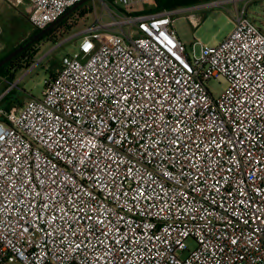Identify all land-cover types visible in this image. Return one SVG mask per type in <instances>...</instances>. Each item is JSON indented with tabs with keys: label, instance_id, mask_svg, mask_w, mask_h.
<instances>
[{
	"label": "built area",
	"instance_id": "obj_1",
	"mask_svg": "<svg viewBox=\"0 0 264 264\" xmlns=\"http://www.w3.org/2000/svg\"><path fill=\"white\" fill-rule=\"evenodd\" d=\"M7 1L41 31L83 0ZM100 1L111 20L42 96L0 106V264H264V32L248 2L191 55L181 9Z\"/></svg>",
	"mask_w": 264,
	"mask_h": 264
},
{
	"label": "rangeland",
	"instance_id": "obj_2",
	"mask_svg": "<svg viewBox=\"0 0 264 264\" xmlns=\"http://www.w3.org/2000/svg\"><path fill=\"white\" fill-rule=\"evenodd\" d=\"M211 2L219 4L211 6L209 5ZM211 2L175 8L182 10L181 13L174 16L175 30L191 55H193L194 44H196L195 52L199 55L202 45H217L223 41L234 28L237 7H242L246 2H248L250 19L264 32V0L238 1L236 4L232 0ZM28 7V2L20 7H14L7 0H0V41H3L2 43L6 46L4 53L31 34L33 29L28 19ZM82 8L90 9L84 20L85 23L74 28L70 35L64 37L58 35L54 40L44 38L41 41V50L37 54H33L32 65L35 64L33 67L31 65V68L27 66L17 68L14 72L15 82L13 84L0 79V97L17 85L15 90L23 94L22 102L17 100L15 102L17 107L23 106L31 97L40 98L46 81L60 69L63 56L79 49L81 36L74 37V32L83 29L84 26H92L96 17H102L104 22L111 20L100 0H89L80 9ZM155 8V1L150 0L145 4H138L134 11L148 13L154 11ZM191 15L200 17L199 23L195 24ZM5 55L0 54V59ZM223 85L221 80L212 79L207 87L214 97L218 98L222 94ZM7 86H9L8 89L1 94ZM189 245L195 247L193 241H189Z\"/></svg>",
	"mask_w": 264,
	"mask_h": 264
},
{
	"label": "trees",
	"instance_id": "obj_3",
	"mask_svg": "<svg viewBox=\"0 0 264 264\" xmlns=\"http://www.w3.org/2000/svg\"><path fill=\"white\" fill-rule=\"evenodd\" d=\"M154 1L156 4V8L154 11H150L148 13H158V12H162L165 10H173L178 6L187 7V6H193V5H197L201 3H208L214 0H154ZM80 8L57 24L55 29L52 31L51 40H54L58 35H60L61 37L70 35L74 28L78 27L82 23H85L84 20L86 16L88 15V12L90 11V9L89 8L80 9ZM25 43L26 41H24L23 43H20L17 47L9 51L3 58H5L9 53H11L13 50L18 48L19 46L24 45ZM32 51H33V47H29L25 49L22 53H20L18 56H16L13 60L5 64L0 69V79L3 81H7L10 84H13L15 82L14 72L16 71V69L19 67L23 68L25 66L30 67L32 63L34 62V55L32 54ZM26 55H29V60H27L26 63L23 65L19 64ZM3 58H1L0 61ZM8 87L9 86L4 88L1 94L5 93V90H7ZM15 87L9 90L2 97V99L0 100L1 107H4L7 110H9L13 106H16L15 105L16 100L22 102L23 94L16 91Z\"/></svg>",
	"mask_w": 264,
	"mask_h": 264
},
{
	"label": "water",
	"instance_id": "obj_4",
	"mask_svg": "<svg viewBox=\"0 0 264 264\" xmlns=\"http://www.w3.org/2000/svg\"><path fill=\"white\" fill-rule=\"evenodd\" d=\"M89 0H83L79 3H77L75 6H73L72 8H70L63 16H61L57 21H55L53 24H51L50 26H48L45 30H42L39 34L33 36V38L27 42L26 44L19 46L18 48H16L15 50H13L11 53H9L5 58H3L0 61V69L7 64L8 62H10L11 60H13L16 56H18L20 53H22L25 49H27L29 46H31L33 43H35L36 41H38L39 39L43 38L44 35L46 34L47 31H49L52 27L56 26L58 23H60L63 19H65L66 17H68L70 14H72L73 12H75L77 9H79L81 6H83L85 3H87ZM9 91V90H8ZM7 91V92H8ZM6 92V93H7ZM5 93V94H6Z\"/></svg>",
	"mask_w": 264,
	"mask_h": 264
},
{
	"label": "crops",
	"instance_id": "obj_5",
	"mask_svg": "<svg viewBox=\"0 0 264 264\" xmlns=\"http://www.w3.org/2000/svg\"><path fill=\"white\" fill-rule=\"evenodd\" d=\"M193 17V19H194V23L196 24L197 22H199L201 19H200V17H196V16H194V15H191V18ZM197 21V22H196ZM86 28H88V27H83V29H81V30H79V31H76V32H74L75 33V36L74 37H80L81 36V34L85 31V29ZM32 29H33V27H32ZM34 31V29L32 30V32ZM31 32V33H32ZM80 40V39H79ZM24 41V39H22L18 44H20V43H22ZM3 41H0V54H7L9 51H11L13 48H15V47H17L18 46V44H16L14 47H12L9 51H7V52H5L4 53V51H5V44H3L2 43ZM41 43L40 44H38L34 49H33V51H32V54H37L40 50H41Z\"/></svg>",
	"mask_w": 264,
	"mask_h": 264
},
{
	"label": "flooded vegetation",
	"instance_id": "obj_6",
	"mask_svg": "<svg viewBox=\"0 0 264 264\" xmlns=\"http://www.w3.org/2000/svg\"><path fill=\"white\" fill-rule=\"evenodd\" d=\"M56 26H57V25H56ZM56 26L52 27L49 31L46 32V34L44 35L43 38L39 39L38 41H36L35 43H33V44H32L31 46H29V47H33V49H34L38 44L41 43V41H42L44 38H49V39H51L52 31L55 29ZM41 31H42V30H41ZM41 31H40V30H34V31L29 35L28 38L24 39V41H26V43L29 42V41L33 38V36L39 34ZM24 41H23V42H24ZM23 42H22V43H23ZM26 43H25V44H26ZM29 47H28V48H29Z\"/></svg>",
	"mask_w": 264,
	"mask_h": 264
}]
</instances>
